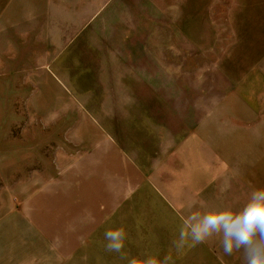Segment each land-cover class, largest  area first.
Instances as JSON below:
<instances>
[{
    "label": "rangeland",
    "instance_id": "rangeland-1",
    "mask_svg": "<svg viewBox=\"0 0 264 264\" xmlns=\"http://www.w3.org/2000/svg\"><path fill=\"white\" fill-rule=\"evenodd\" d=\"M76 2L0 0V220L21 207L35 213L36 192L60 179L73 155L82 153L84 127L122 120L116 98L130 100L138 87L118 86L122 95H116L114 86L92 85L103 81L85 69L96 56L97 68L136 66L138 56L149 63L168 85H158L160 79L141 91L169 99L171 135H201L202 146L185 143L181 165L169 159V172L178 173L167 185L187 193L192 210L242 207L255 189L246 175L259 179L264 167V124L244 126L264 121V0H113L91 23L76 22L83 15ZM70 21L77 23L64 31L70 36L53 44L51 23L68 28ZM244 107L247 119L238 113ZM195 116L198 124L186 126ZM243 146L253 150L245 153ZM152 167L158 170L156 162ZM164 185L169 199L148 188V200L113 223L127 234L122 253L92 252L64 264H129L145 254L171 255L175 264H236L218 237L195 246L189 241L177 251L173 241L188 206L174 202ZM196 185L198 192L189 190ZM130 207L125 204V212ZM233 256L243 261L241 253Z\"/></svg>",
    "mask_w": 264,
    "mask_h": 264
},
{
    "label": "crops",
    "instance_id": "crops-1",
    "mask_svg": "<svg viewBox=\"0 0 264 264\" xmlns=\"http://www.w3.org/2000/svg\"><path fill=\"white\" fill-rule=\"evenodd\" d=\"M112 1L77 0L76 6L81 7L77 12L83 15H79L81 19L76 22L81 23L87 19L86 22L91 23L103 9L101 6L106 7ZM76 22H68V28L51 23L48 36L58 39L53 44L59 45V38H68L70 34L64 31L74 30ZM98 63L99 58L96 56L89 62V66H85L86 70L91 71L93 80H103L97 83L94 81L92 85L114 86L116 92L113 94L116 95H122L117 93L118 86L133 85L138 87L137 94L130 100L125 97L119 99V96L116 98L117 106L122 107L119 112L122 120L117 118L115 125L83 128L82 133L87 136L84 137L82 153L73 155L60 179L53 177L51 182L48 181L36 192L35 213L27 207H21L19 214L10 212L0 220V264H64L67 260H76V257L82 254L87 256L93 252L108 255L103 249L106 243L104 232L116 228L113 226L114 222H123L124 217L130 214L142 199L147 201L148 188L158 189L166 198L164 190L161 189V184H166L164 189L170 198L188 206L187 193L170 187V183L167 185L168 176L178 171L170 173L166 165L170 163L169 159H173V165H181L177 158L183 156V146L189 139L200 146L201 135L193 131L189 137L185 131L180 130H177L175 137L171 135L168 130L171 125L169 99L166 95L163 99H155L150 94L143 93L146 89L141 91L154 83L157 85L156 82H159L162 75L157 78L154 68L150 71L149 63H141L139 56L137 65L131 67L122 65L97 68ZM53 68L57 69L58 66L55 64ZM97 70H101L100 73H97ZM158 85L166 86L168 83L161 79ZM107 94L110 93L99 95ZM107 102H104L105 105ZM128 102H131V105L127 104ZM136 103H139L137 109ZM238 113L244 114L247 119L246 107ZM196 118L198 116L192 121L189 119L186 126L198 124ZM263 122H247L249 124H244L245 130L256 129L257 125H262ZM241 149L245 153L253 150L245 149L244 146ZM155 162L158 165L156 172L152 167ZM260 166L261 175L257 176L256 173V178L259 179L252 180L251 174L246 175V179L249 176L250 186L255 189L264 188V184H257L264 182V167L262 164ZM251 181L256 183L255 187ZM189 190L198 192L199 188L196 185ZM134 195H139V201L136 202ZM159 199L164 200L161 196ZM125 204L131 206L126 212ZM97 239L100 247L95 249ZM233 255L229 257L234 263L244 264V261H237L240 259Z\"/></svg>",
    "mask_w": 264,
    "mask_h": 264
},
{
    "label": "clouds",
    "instance_id": "clouds-1",
    "mask_svg": "<svg viewBox=\"0 0 264 264\" xmlns=\"http://www.w3.org/2000/svg\"><path fill=\"white\" fill-rule=\"evenodd\" d=\"M202 207V206H201ZM188 205V214L181 216L179 238L173 241L177 251L191 241V246L218 237L225 256L242 253L244 264H264V188L251 191L247 202L239 209L212 208L205 211ZM122 227L104 232V249L108 253H122L126 243ZM129 264H175L171 255L162 259L145 254L133 258Z\"/></svg>",
    "mask_w": 264,
    "mask_h": 264
}]
</instances>
